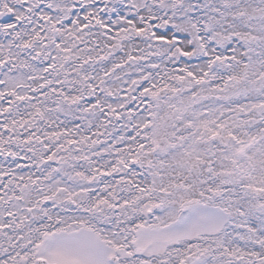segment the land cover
<instances>
[{
    "label": "snow or ice",
    "instance_id": "obj_1",
    "mask_svg": "<svg viewBox=\"0 0 264 264\" xmlns=\"http://www.w3.org/2000/svg\"><path fill=\"white\" fill-rule=\"evenodd\" d=\"M0 264H264V0H0Z\"/></svg>",
    "mask_w": 264,
    "mask_h": 264
}]
</instances>
